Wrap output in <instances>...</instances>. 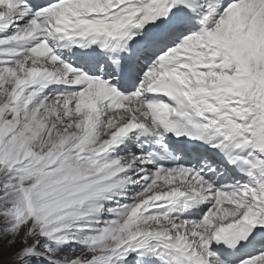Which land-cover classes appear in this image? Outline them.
<instances>
[{
	"label": "snow or ice",
	"instance_id": "1",
	"mask_svg": "<svg viewBox=\"0 0 264 264\" xmlns=\"http://www.w3.org/2000/svg\"><path fill=\"white\" fill-rule=\"evenodd\" d=\"M0 264H264V0H0Z\"/></svg>",
	"mask_w": 264,
	"mask_h": 264
}]
</instances>
